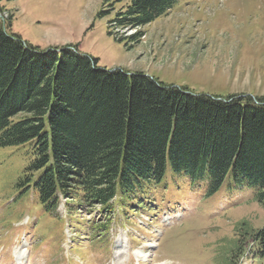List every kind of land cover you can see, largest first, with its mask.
<instances>
[{"label": "rangeland", "instance_id": "1", "mask_svg": "<svg viewBox=\"0 0 264 264\" xmlns=\"http://www.w3.org/2000/svg\"><path fill=\"white\" fill-rule=\"evenodd\" d=\"M120 6L0 0V22L40 49L75 45L107 70L196 94L264 98V0H178L136 28L110 22ZM28 162L22 147H0V264H264L251 239L264 225L259 190L230 175L208 194L207 176L192 182L167 167L140 208L128 212L115 200L101 221L98 208L61 198L50 214L32 190L21 192ZM97 222L106 228H92Z\"/></svg>", "mask_w": 264, "mask_h": 264}, {"label": "trees", "instance_id": "2", "mask_svg": "<svg viewBox=\"0 0 264 264\" xmlns=\"http://www.w3.org/2000/svg\"><path fill=\"white\" fill-rule=\"evenodd\" d=\"M177 2L105 0L121 5L110 21L116 28L149 24ZM3 26L0 147H22L29 162L16 186L32 190L46 212L61 198L98 208L101 221L115 200L136 211L167 167L192 182L207 176L208 194L230 175L256 187L264 204V98L196 94L140 72L110 71L75 45L40 49ZM99 224L91 227L106 228ZM251 239L264 257V225Z\"/></svg>", "mask_w": 264, "mask_h": 264}, {"label": "bare ground", "instance_id": "3", "mask_svg": "<svg viewBox=\"0 0 264 264\" xmlns=\"http://www.w3.org/2000/svg\"><path fill=\"white\" fill-rule=\"evenodd\" d=\"M117 246H119V242H117Z\"/></svg>", "mask_w": 264, "mask_h": 264}, {"label": "water", "instance_id": "4", "mask_svg": "<svg viewBox=\"0 0 264 264\" xmlns=\"http://www.w3.org/2000/svg\"><path fill=\"white\" fill-rule=\"evenodd\" d=\"M110 70H114V68L113 69H110Z\"/></svg>", "mask_w": 264, "mask_h": 264}]
</instances>
